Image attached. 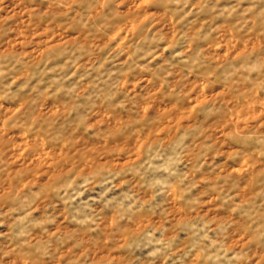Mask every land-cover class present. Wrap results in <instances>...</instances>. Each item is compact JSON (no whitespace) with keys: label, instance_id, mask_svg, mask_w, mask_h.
<instances>
[{"label":"rangeland","instance_id":"374dc122","mask_svg":"<svg viewBox=\"0 0 264 264\" xmlns=\"http://www.w3.org/2000/svg\"><path fill=\"white\" fill-rule=\"evenodd\" d=\"M0 264H264V0H0Z\"/></svg>","mask_w":264,"mask_h":264}]
</instances>
